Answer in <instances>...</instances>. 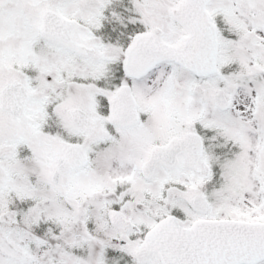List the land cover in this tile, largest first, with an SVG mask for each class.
<instances>
[{
	"label": "snow or ice",
	"instance_id": "obj_1",
	"mask_svg": "<svg viewBox=\"0 0 264 264\" xmlns=\"http://www.w3.org/2000/svg\"><path fill=\"white\" fill-rule=\"evenodd\" d=\"M0 264H264V0H0Z\"/></svg>",
	"mask_w": 264,
	"mask_h": 264
}]
</instances>
